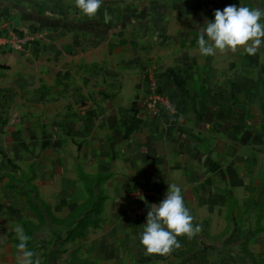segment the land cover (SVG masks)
I'll return each instance as SVG.
<instances>
[{
  "label": "crops",
  "instance_id": "obj_1",
  "mask_svg": "<svg viewBox=\"0 0 264 264\" xmlns=\"http://www.w3.org/2000/svg\"><path fill=\"white\" fill-rule=\"evenodd\" d=\"M24 20L0 1V22ZM42 27L28 53H0V208L24 207L30 179L53 215L101 207L90 238L102 263L181 264L176 248L140 243L149 206L175 183L193 223L264 239V46L204 56L200 26ZM149 78L171 105L156 117L142 108ZM230 200L238 219L221 209Z\"/></svg>",
  "mask_w": 264,
  "mask_h": 264
},
{
  "label": "rangeland",
  "instance_id": "obj_2",
  "mask_svg": "<svg viewBox=\"0 0 264 264\" xmlns=\"http://www.w3.org/2000/svg\"><path fill=\"white\" fill-rule=\"evenodd\" d=\"M7 1L15 13L23 14V25L36 34L30 43L34 45L42 44L48 35L42 26H103L105 34H110L117 26H201L206 19L214 18L211 6L221 10L239 3L264 7V0H104L96 16L88 17L79 14L75 0ZM6 23L10 24L0 22V28ZM0 53L24 55L28 46L23 52ZM24 188V207L0 208V264H21L18 226L23 227L29 237L28 248L41 264H105L93 245L95 239L90 238L100 226L97 214L101 207H60L53 215V208L30 191V179L24 182ZM228 203L221 208L225 217L237 211L238 219L240 209L234 200ZM85 211L86 216H82ZM193 224L200 225V231L177 237L180 247L174 255L181 264H264V239L237 238L236 231L242 230L240 223L218 222L212 231L206 223Z\"/></svg>",
  "mask_w": 264,
  "mask_h": 264
},
{
  "label": "clouds",
  "instance_id": "obj_3",
  "mask_svg": "<svg viewBox=\"0 0 264 264\" xmlns=\"http://www.w3.org/2000/svg\"><path fill=\"white\" fill-rule=\"evenodd\" d=\"M103 3L104 0H75V7L79 14L95 17ZM213 16L200 26L197 44L202 55L214 56L217 50L235 51L241 47L254 55L264 46V7L228 4L222 10L215 9ZM193 219L181 187L175 183L168 185L164 198L149 206L140 243L148 253L166 255L180 247L178 236H191L200 231V225L193 224ZM16 231L21 264H41L28 248L29 237L23 227L18 226Z\"/></svg>",
  "mask_w": 264,
  "mask_h": 264
},
{
  "label": "built area",
  "instance_id": "obj_4",
  "mask_svg": "<svg viewBox=\"0 0 264 264\" xmlns=\"http://www.w3.org/2000/svg\"><path fill=\"white\" fill-rule=\"evenodd\" d=\"M36 37L24 25L13 27L7 24L0 28V52H23L31 41ZM149 93L142 102V108L148 116H160L170 111L171 105L167 95L161 90L155 78H149Z\"/></svg>",
  "mask_w": 264,
  "mask_h": 264
}]
</instances>
